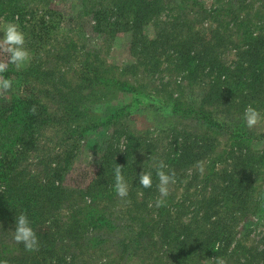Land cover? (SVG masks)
<instances>
[{"label":"trees","instance_id":"1","mask_svg":"<svg viewBox=\"0 0 264 264\" xmlns=\"http://www.w3.org/2000/svg\"><path fill=\"white\" fill-rule=\"evenodd\" d=\"M79 1L80 20L69 22L57 0H0V22H15L30 52L26 66L3 74L14 83L0 92V231L8 235H0V261L96 264L90 252L115 247L123 264H142L139 254L145 264H264V239L240 238L241 225L264 214V150L233 115L249 104L264 112V0ZM93 33L110 42L122 33L134 56H156L150 73L172 61L179 91L164 99L110 73L99 43L89 44ZM135 58L125 69L142 76L145 62ZM112 90L130 101L105 104L89 119L84 101ZM136 109L171 116L145 133L129 125L123 142L112 131L92 180L84 187L69 181L86 132L117 127ZM49 130L58 138L53 152ZM161 163L175 182L157 206ZM117 164L129 180L125 211L100 205ZM143 169L152 172L150 188L139 185ZM21 212L38 236L35 250L8 231Z\"/></svg>","mask_w":264,"mask_h":264},{"label":"rangeland","instance_id":"2","mask_svg":"<svg viewBox=\"0 0 264 264\" xmlns=\"http://www.w3.org/2000/svg\"><path fill=\"white\" fill-rule=\"evenodd\" d=\"M61 9L64 11L67 21L72 22L74 17L75 21H79L78 15H76L80 10V1L79 0H57ZM215 0H207L208 3L213 2ZM84 19H87L84 17ZM159 21V19H158ZM87 23V21H85ZM7 22L2 21L0 22V26L5 24ZM82 23V22H81ZM83 24V23H82ZM88 24V23H87ZM69 26V24H68ZM83 30L87 29L89 32H92V29L89 26H85L83 24ZM148 32L154 31V26L151 23L149 26ZM204 29H206L205 23L203 24ZM200 31V30H199ZM74 34H80L75 31H70ZM202 33V31H200ZM81 34H83L81 32ZM3 33L0 32V36H2ZM92 40L89 42V44L97 45L99 43L101 47V51L99 52L100 56L98 57L99 61H102L103 59H107V61L114 67L113 70L116 72H110V73H116L117 75H120L121 78L124 79H133L137 82H139L144 89H147L154 93L155 95L162 97L164 99L168 98L170 95V92L173 91H179L177 86V80L179 79L178 71L174 70L173 63L171 61L170 65L164 62L163 65L158 66L155 70V72L150 73L149 68H154L157 65V62L154 61L156 59V56L154 57H147L142 58V55H136L134 56L132 53L128 51L127 46V39L125 35L122 33L118 34L111 42L109 40L103 41L100 40V37L97 36L95 33L92 34ZM82 36V35H81ZM82 38L86 39L84 36ZM103 41V43L101 42ZM234 55L230 56L229 62H232V57ZM137 57L142 62H145L146 66L140 65V69L143 72L142 76H135L134 71L126 70L127 63L132 62ZM161 59H164L163 57ZM72 64V63H71ZM69 65V64H68ZM148 66V67H147ZM111 69V67H110ZM124 69V70H123ZM137 78V80H136ZM180 89V88H179ZM128 102L130 101V97L125 95H119L115 94L113 90L110 92V94L106 97H98L97 99L91 98V100H85L84 106H87V109L84 110L86 112V116L89 117V119H92L95 115L99 114L101 111L100 109L105 106H112L114 103H122V102ZM136 112H139L136 116L132 117L131 119L121 122L119 125H113L112 127H108L107 129H103L102 131H99L97 133H91L88 134L86 132V135H88L87 139L82 142V144L78 147L73 159H72V169L70 171L71 179L69 181L71 182H77L78 186H86L94 177L99 163L101 161L102 157V151L103 147L105 146V139H109V137L112 134V131L115 132L113 135L116 140H120V142L125 141V132L127 131V127L129 126L131 130L133 131H140V132H147V129L151 127H160L162 123L166 122L170 119V112L168 109H147V110H135ZM243 113L244 111L241 110H235L233 113L234 117L240 121L243 120ZM89 120H87L88 122ZM248 127L245 125V128ZM250 132H252L253 137V143H255V146L258 150H264V121L257 124L253 127H248ZM46 147L47 152H53L54 147L56 143L58 142V138L56 139V133L53 130H49L46 133ZM45 152V153H47ZM40 153V152H39ZM143 156V155H142ZM35 160L34 156H32V161ZM32 163V162H31ZM35 167V166H34ZM223 167H228L226 163L223 164ZM230 167V166H229ZM36 168V167H35ZM37 170V169H36ZM129 181V180H128ZM173 186L171 185L170 189H172ZM114 188L106 191L107 193L100 198L104 201L101 202L100 205L106 204V205H115V208L117 211H125L124 205L122 204V199L119 197L115 192L112 197H110L113 193ZM119 209V210H118ZM250 225L247 226L245 224H242L240 227V238H243L246 243L248 244H254L259 241H262L264 239V214H261L259 216H256L252 221L249 222ZM9 233H12V229L8 230ZM0 235H6L8 236L5 231H0ZM92 253L90 258L91 263H98L102 260H107L110 264H123L121 261H125L127 259L123 258V255H121L120 258L117 256V250L115 247H109L107 250H100L97 252H90ZM141 257V263H146V258L139 254ZM98 261V262H97ZM128 264H139L137 261L134 260L132 263Z\"/></svg>","mask_w":264,"mask_h":264},{"label":"clouds","instance_id":"3","mask_svg":"<svg viewBox=\"0 0 264 264\" xmlns=\"http://www.w3.org/2000/svg\"><path fill=\"white\" fill-rule=\"evenodd\" d=\"M0 32L3 33L0 36V57H6V59H0V92H6L13 88L14 82L3 74L9 70L10 65L17 69L26 66L30 60V52L25 47L26 34L15 22L8 21L0 26ZM243 120L251 128L264 121V112L249 104L244 109ZM165 167L166 165L161 163L156 171L159 179L157 188L160 194V199L156 201L157 206L164 203V198L169 195L170 187L175 182L174 175L165 171ZM114 177L115 193L121 198L127 197L129 195V181L125 178L119 164L114 169ZM138 180L139 185L150 188L153 184L152 172L143 169L138 175ZM12 239L18 244H23L27 250H35L39 247V239L32 226V221L24 212L15 215ZM0 264H6V262L0 261ZM218 264H223V261H218Z\"/></svg>","mask_w":264,"mask_h":264}]
</instances>
